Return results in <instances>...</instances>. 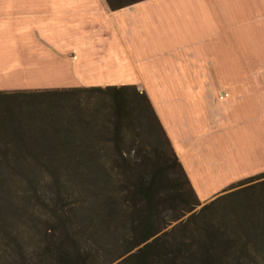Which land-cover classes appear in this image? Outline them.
<instances>
[{
	"label": "trees",
	"instance_id": "obj_1",
	"mask_svg": "<svg viewBox=\"0 0 264 264\" xmlns=\"http://www.w3.org/2000/svg\"><path fill=\"white\" fill-rule=\"evenodd\" d=\"M91 90L110 93L107 128L79 103L0 105V264H264V172L200 205L146 95ZM127 90L152 121L148 150L125 147Z\"/></svg>",
	"mask_w": 264,
	"mask_h": 264
},
{
	"label": "crops",
	"instance_id": "obj_2",
	"mask_svg": "<svg viewBox=\"0 0 264 264\" xmlns=\"http://www.w3.org/2000/svg\"><path fill=\"white\" fill-rule=\"evenodd\" d=\"M4 69L142 91L202 204L264 172V0H0Z\"/></svg>",
	"mask_w": 264,
	"mask_h": 264
},
{
	"label": "rangeland",
	"instance_id": "obj_3",
	"mask_svg": "<svg viewBox=\"0 0 264 264\" xmlns=\"http://www.w3.org/2000/svg\"><path fill=\"white\" fill-rule=\"evenodd\" d=\"M13 73L14 69H4L0 71V105H2V107L4 106L6 108V104H13V101L17 100H21L26 104L32 102L35 105L51 99H57L66 105L70 103H79V112L85 115V119L87 120L92 118L93 124L97 126V129L100 126L109 127L106 123L107 119H105V115L110 114L111 116V112L113 113L110 93L93 91L91 90L93 88H71L69 87L70 85L67 86L60 83L57 84L46 81L34 82L32 80L35 79L33 76L27 75L28 73L23 75ZM45 79H47V77ZM138 92L141 93L142 91L138 90ZM123 94L124 97L130 101L134 99V103L132 102L130 105L134 112L131 113V118L128 119L127 126H125L124 129L125 147L128 149H137L141 147L148 150L149 146H154L155 137L151 130L152 121L148 118L145 105L141 99L136 98L133 90H127ZM18 111L19 108H17L15 112L18 113ZM64 111L68 112L67 110ZM129 121H131V123H129ZM163 148L164 150L166 149L165 145H163ZM132 155L133 152L130 153V156ZM196 199L199 202L197 197ZM199 204L203 205L200 202ZM198 209L199 207L194 211ZM185 218L186 217H184V219Z\"/></svg>",
	"mask_w": 264,
	"mask_h": 264
}]
</instances>
